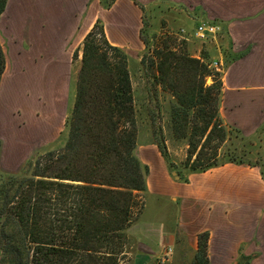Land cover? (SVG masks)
Here are the masks:
<instances>
[{
	"label": "trees",
	"instance_id": "16d2710c",
	"mask_svg": "<svg viewBox=\"0 0 264 264\" xmlns=\"http://www.w3.org/2000/svg\"><path fill=\"white\" fill-rule=\"evenodd\" d=\"M114 1L98 0L104 9ZM6 4L0 0V15ZM148 27L142 20L139 63L155 86L168 91L169 125L187 144L177 167L163 140L152 141L169 170L185 180L188 172L226 162L256 166L218 152L226 135L219 116L222 81L221 72L210 70L208 54L193 56L176 38L160 39ZM79 51L71 106L54 144L15 170L0 165V264H122L127 257L128 229L144 208L148 170L136 152L141 108L126 49L108 41L99 17L72 61ZM5 63L0 43V78ZM189 264H211L207 230L197 234Z\"/></svg>",
	"mask_w": 264,
	"mask_h": 264
},
{
	"label": "crops",
	"instance_id": "0c3cea01",
	"mask_svg": "<svg viewBox=\"0 0 264 264\" xmlns=\"http://www.w3.org/2000/svg\"><path fill=\"white\" fill-rule=\"evenodd\" d=\"M131 1L116 0L110 8L116 9L115 37L131 36L132 22L133 35L136 31L139 36V14ZM90 6L96 11L98 0H7L0 15L9 21V36L24 23L18 43L30 46L25 50L26 75L42 109L58 110L66 103L73 47L82 42L96 17L94 12L84 19ZM202 9L209 19L220 22L225 36L222 52L218 46L213 57L221 66V118L244 135L260 134L264 140V0H208ZM8 92L2 79L0 95L7 97ZM66 114L67 110L55 120L47 119V130L40 135L43 143L59 134ZM138 157L148 168L144 194L154 197L163 220L158 225L139 226L135 221L130 226L137 254L164 261L176 245L175 230L194 251L197 234L204 230L208 231V252L213 243L244 255L264 251V180L258 166L226 162L188 172L183 180L169 170L154 143L146 144ZM172 213L174 231L170 230Z\"/></svg>",
	"mask_w": 264,
	"mask_h": 264
},
{
	"label": "rangeland",
	"instance_id": "374dc122",
	"mask_svg": "<svg viewBox=\"0 0 264 264\" xmlns=\"http://www.w3.org/2000/svg\"><path fill=\"white\" fill-rule=\"evenodd\" d=\"M206 1L208 0H137L142 5V8L132 1L131 4L135 6L139 14V28L142 25V20H144V22L149 24L148 30L150 33L156 34L160 39H166L165 37L176 38L177 42H180L181 46L185 47L189 54L197 56L203 50L208 54L207 60L211 65L210 70H218L221 72V66L219 65L218 68H215L212 66V62L215 61L213 57L218 54V46L220 47V52H222L224 47L225 36L221 34L223 32L222 28L215 35L208 36L204 39L196 38L194 35V27L199 21L206 20L215 22L218 25L220 24L218 20L209 19L206 16V13L202 9V5ZM91 6L88 12H84L86 15L84 19H87L88 16L91 17L95 12V20L97 17L102 20L108 41L114 45L124 47L128 54V69L133 94L137 106L141 108V112L138 115L139 127L136 137V152L139 154V151L146 144L151 143L155 139H162L168 154V159L175 166L180 167L186 156V139L181 137V134L169 125L168 110L171 98L168 91L163 90L158 85L155 86L151 82L152 80L147 78L146 71L140 66L139 60L144 49V44L140 40L138 32L136 33L135 31L133 35L135 22H132L131 25V36L125 38L115 37L112 26L115 24L113 12L116 9L111 10V7L109 8L110 10L104 9L99 4V8L95 11ZM129 10L131 14L132 10ZM7 20L6 16H0V43L6 61L4 71L0 78V84L3 79L9 88L7 97L0 95V165L4 170L12 171L19 168L28 158L34 156L35 153L50 147L56 141L58 134L53 140L46 143H43L40 135L47 130L48 118L52 117L55 120L59 116V112L66 110L68 112L71 106L80 51L78 52V58L72 61L71 82L65 105L63 104L58 110L56 108L42 109L41 102H37L35 93L33 92L34 85L30 83L28 74L26 75L25 65L27 63L26 57L28 53L25 50L27 51L30 46L27 42L21 45L18 43L21 38L24 23H19L17 32L14 30L11 32L12 36H9L6 33V28L9 27V21ZM80 45L81 42L73 47L72 51L80 47ZM28 60L30 61L31 58ZM218 64L220 63L218 62ZM211 81L212 78L207 76L206 83H211ZM220 106L221 101L219 104V116L222 120ZM150 108H154L155 113L147 114V110ZM155 110H158V112ZM222 123L226 135L218 152L221 155L227 152L233 158L256 164L264 177V140L261 138L262 136L260 134L259 136L254 134L252 136L244 135L238 128L230 124H225L223 120ZM32 148L33 150H31ZM173 171L177 175L176 171ZM143 198L144 208L136 220L137 224L139 226L145 223L158 225L163 218L161 216L162 213L155 206L154 197H147L144 194ZM157 211L159 214L156 213ZM174 218L175 216L172 213L171 231H174L176 228ZM175 234L176 245L174 249L168 251L167 259L161 261L158 258L147 259L145 256L137 254L138 250L134 239L128 233V253L122 264H189L192 261L194 250L184 238L183 234L179 233L178 230H175ZM224 250L223 246L214 243L210 246L208 254L210 255L211 264H242L246 260L249 263L264 264V251L244 255L241 252L233 253ZM245 256L248 259H245Z\"/></svg>",
	"mask_w": 264,
	"mask_h": 264
},
{
	"label": "built area",
	"instance_id": "2783aa9c",
	"mask_svg": "<svg viewBox=\"0 0 264 264\" xmlns=\"http://www.w3.org/2000/svg\"><path fill=\"white\" fill-rule=\"evenodd\" d=\"M220 30V26L212 21H199L194 27V35L196 38L204 39L208 36L215 35ZM220 64L217 61L212 62V66L218 68Z\"/></svg>",
	"mask_w": 264,
	"mask_h": 264
},
{
	"label": "water",
	"instance_id": "95a60500",
	"mask_svg": "<svg viewBox=\"0 0 264 264\" xmlns=\"http://www.w3.org/2000/svg\"><path fill=\"white\" fill-rule=\"evenodd\" d=\"M173 174H175V172L173 171Z\"/></svg>",
	"mask_w": 264,
	"mask_h": 264
}]
</instances>
